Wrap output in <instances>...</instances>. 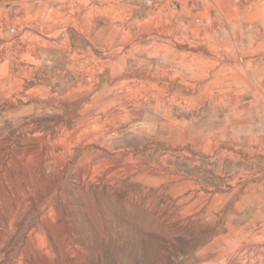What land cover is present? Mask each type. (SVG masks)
<instances>
[{"label":"rangeland","instance_id":"rangeland-1","mask_svg":"<svg viewBox=\"0 0 264 264\" xmlns=\"http://www.w3.org/2000/svg\"><path fill=\"white\" fill-rule=\"evenodd\" d=\"M114 257L264 264V0H0V264Z\"/></svg>","mask_w":264,"mask_h":264},{"label":"bare ground","instance_id":"bare-ground-1","mask_svg":"<svg viewBox=\"0 0 264 264\" xmlns=\"http://www.w3.org/2000/svg\"><path fill=\"white\" fill-rule=\"evenodd\" d=\"M86 71L92 73V69H91V68H88ZM89 76H90V75H89ZM81 79H82V78H81ZM81 79H80V80H81ZM80 80H79V81H80ZM83 81H84V80H83ZM79 84H80V83H79ZM81 84H84V82L81 83Z\"/></svg>","mask_w":264,"mask_h":264},{"label":"clouds","instance_id":"clouds-1","mask_svg":"<svg viewBox=\"0 0 264 264\" xmlns=\"http://www.w3.org/2000/svg\"><path fill=\"white\" fill-rule=\"evenodd\" d=\"M113 264H115V257H114V260H113Z\"/></svg>","mask_w":264,"mask_h":264}]
</instances>
